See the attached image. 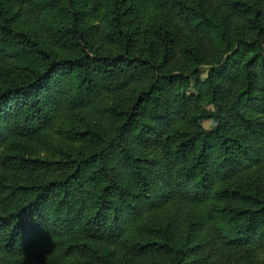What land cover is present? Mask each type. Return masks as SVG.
I'll return each mask as SVG.
<instances>
[{"label": "trees", "instance_id": "1", "mask_svg": "<svg viewBox=\"0 0 264 264\" xmlns=\"http://www.w3.org/2000/svg\"><path fill=\"white\" fill-rule=\"evenodd\" d=\"M16 1L0 0V264H264V0H107L101 33L88 0ZM74 115L94 122L57 159L12 148Z\"/></svg>", "mask_w": 264, "mask_h": 264}, {"label": "rangeland", "instance_id": "2", "mask_svg": "<svg viewBox=\"0 0 264 264\" xmlns=\"http://www.w3.org/2000/svg\"><path fill=\"white\" fill-rule=\"evenodd\" d=\"M16 1V0H15ZM146 1V0H144ZM169 0H147V3H145V9L147 10V13L145 15H153L155 13V10H158L163 3H167ZM192 2H197V0H189ZM17 2V6L20 7L23 10H26L29 8L28 3L26 2ZM88 8H91L89 13V20L88 24H91V28L98 29L99 33L102 32L104 26H105V13L107 11V0H88ZM158 11V12H162ZM42 21V16L40 17L37 15L35 17H32L30 20V24H37L40 25ZM148 18L146 16H142L138 20H134L131 24V27L137 31V44L142 45V42L145 38L144 34V28L147 24ZM105 36V33L103 34ZM101 35L100 37V44L105 46V39ZM113 49V48H111ZM105 50H108L106 48ZM112 52H115L112 50ZM8 60H2V61H8L10 62L14 58H6ZM16 62V60H15ZM2 68V66L0 67ZM207 66H201V75L202 77L205 76V73L207 71ZM4 72L0 71V79L3 77L2 74ZM94 122V120L91 117H85V116H78L74 115L71 119L66 121L65 123H59L55 124L53 128L50 130L49 135H45L43 137H21L19 140L15 141L13 144V149L16 150V148H19L20 153L25 156H30L32 158L37 159H43L46 158L47 160H53L57 159V156L60 154L58 150L60 148L66 147L68 145H74V142L71 140V131L73 129H83L87 124ZM200 124L204 128H208L210 121L209 120H200ZM14 152V151H13ZM36 172L40 171V167L36 168ZM35 172V173H36ZM8 175L7 179L5 181L9 183H15L16 181L20 183H27L29 180L27 178H23L18 176V174H10L6 173ZM100 254H97L95 256L98 257H92V255H88L89 258L92 257V263L91 264H102V258L105 256L103 252H100ZM102 256V258L100 257ZM113 264H135V259L133 256H131V253L128 250H122L119 251L118 254H112L111 257ZM205 264H217L216 260H213L212 253L210 254V257L207 259Z\"/></svg>", "mask_w": 264, "mask_h": 264}]
</instances>
